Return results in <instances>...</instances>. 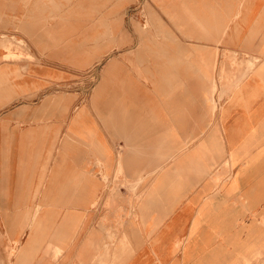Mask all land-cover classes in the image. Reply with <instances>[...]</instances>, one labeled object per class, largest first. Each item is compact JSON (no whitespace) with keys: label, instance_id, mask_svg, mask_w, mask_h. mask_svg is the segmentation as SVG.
Wrapping results in <instances>:
<instances>
[{"label":"crops","instance_id":"obj_1","mask_svg":"<svg viewBox=\"0 0 264 264\" xmlns=\"http://www.w3.org/2000/svg\"><path fill=\"white\" fill-rule=\"evenodd\" d=\"M109 1L0 0L30 55L0 58V264H264V0H161L159 43L63 39Z\"/></svg>","mask_w":264,"mask_h":264},{"label":"rangeland","instance_id":"obj_2","mask_svg":"<svg viewBox=\"0 0 264 264\" xmlns=\"http://www.w3.org/2000/svg\"><path fill=\"white\" fill-rule=\"evenodd\" d=\"M159 1L161 0H110L108 4H110L109 6L112 12L111 19L110 17L107 18L103 15V9L98 5L95 9L94 15H88V9L81 8L78 11L77 16L78 24L73 25L74 28L72 31L65 32L63 39L69 40V38L71 39V36H74V39H78V43H159L161 39L169 38V34L167 35L166 32L159 30V27L155 23V14L157 13V6L155 5ZM252 2L255 4V11L257 12L261 1L252 0ZM159 6L164 10L166 9V6L164 5ZM244 6H247V2L245 1L241 4V8L243 9ZM253 20H256V23L258 24L259 21L263 20L262 13L260 15H256ZM238 22L239 26L236 25L235 27H247L252 22V19L249 20L247 17L240 15ZM119 23H123L125 25L122 33H118L116 31V27ZM89 27H95V33L88 30ZM93 34H95V37ZM239 34L242 35L243 33L240 32ZM171 35H173L176 39L180 38L176 33H172ZM229 35L231 37L232 34L230 33ZM22 43L25 42L19 37L12 36L11 34L7 35L6 33H0V47L7 48V50L0 55V58L8 60L9 58H20L23 56L30 57V55L22 49ZM248 66L252 68L254 64L249 62ZM81 68L85 69V73L88 72L89 67L82 66ZM3 89H6V87L4 86ZM131 196L134 198L138 197V195L135 194ZM129 200H132V198H129ZM95 206L97 211L103 212L101 209L104 205ZM105 206L111 208L118 207V205ZM123 206L124 217H122L127 218L131 216L134 205ZM126 207H128V209H126ZM114 228H116L117 232L119 225L117 224Z\"/></svg>","mask_w":264,"mask_h":264}]
</instances>
